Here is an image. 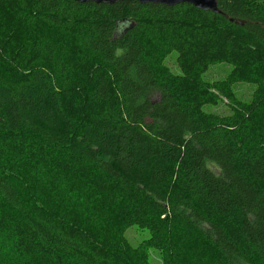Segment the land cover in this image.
I'll list each match as a JSON object with an SVG mask.
<instances>
[{"label":"trees","instance_id":"trees-1","mask_svg":"<svg viewBox=\"0 0 264 264\" xmlns=\"http://www.w3.org/2000/svg\"><path fill=\"white\" fill-rule=\"evenodd\" d=\"M219 8L0 0V264H135L133 225L164 264H264V0ZM225 62L257 93L222 116L202 81ZM36 167L76 181L89 221L37 198Z\"/></svg>","mask_w":264,"mask_h":264},{"label":"rangeland","instance_id":"rangeland-1","mask_svg":"<svg viewBox=\"0 0 264 264\" xmlns=\"http://www.w3.org/2000/svg\"><path fill=\"white\" fill-rule=\"evenodd\" d=\"M12 18L8 16L2 17L0 19V25H2L1 32L3 35L7 36L5 39L7 42L14 40L13 37L17 36L16 30L11 28ZM15 32V33H14ZM166 64L169 66L172 72L178 74L181 73V69L177 63V53L173 52L167 59ZM232 72V66L228 63H220L216 65H212L208 71L203 75V83L209 93H214L216 96L215 103H207L202 109L206 112H214L222 116L232 115L239 112H244L248 107L254 104V99L257 93V87L248 82H241L232 79L230 76ZM261 110V109H260ZM259 110V111H260ZM264 119V112L261 110ZM264 121V120H263ZM46 169L34 168L27 169V175H30V183L32 190L35 191L34 194L37 198L42 197V199H49L50 195L48 192H57V193H67L68 195H73L72 203L74 204L72 207V214L78 220L89 221L91 218V208H87L89 206L87 201L85 203L86 198L78 194L74 189H78L79 187L76 185L75 180L68 179V182L63 181L55 186L50 185L49 179L46 178L45 181L39 183L35 177L37 174L43 173ZM51 170H46V173H50ZM75 183V184H74ZM60 190V192H58ZM86 191V190H85ZM84 200V203H83ZM93 201V199H92ZM59 203L53 202L50 204V207H58ZM78 207V208H74ZM90 207V206H89ZM74 208V209H73ZM70 209V206L69 208ZM95 229L98 228V224L91 223ZM124 235L129 245L131 251L133 252L131 256L135 259V264H164V255L161 249L151 246L147 243L150 232L147 229L138 227L136 225L128 226L124 228ZM7 244V242H6ZM4 248L12 249L10 244L4 246Z\"/></svg>","mask_w":264,"mask_h":264},{"label":"water","instance_id":"water-1","mask_svg":"<svg viewBox=\"0 0 264 264\" xmlns=\"http://www.w3.org/2000/svg\"><path fill=\"white\" fill-rule=\"evenodd\" d=\"M80 2H96V3H108L114 4L120 1H131V0H76ZM140 3H154V4H163L167 6H175L181 3H189L199 9L205 11H211L214 13L223 14L219 8V0H137ZM237 23H244V21L238 19H231Z\"/></svg>","mask_w":264,"mask_h":264}]
</instances>
